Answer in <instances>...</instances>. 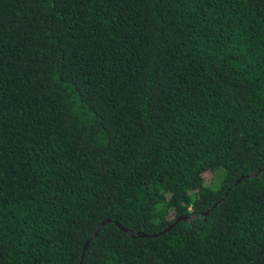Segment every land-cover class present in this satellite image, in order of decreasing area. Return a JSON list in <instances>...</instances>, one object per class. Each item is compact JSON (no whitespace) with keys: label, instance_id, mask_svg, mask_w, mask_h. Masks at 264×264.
I'll use <instances>...</instances> for the list:
<instances>
[{"label":"trees","instance_id":"16d2710c","mask_svg":"<svg viewBox=\"0 0 264 264\" xmlns=\"http://www.w3.org/2000/svg\"><path fill=\"white\" fill-rule=\"evenodd\" d=\"M88 241L264 264V0H0V264Z\"/></svg>","mask_w":264,"mask_h":264},{"label":"water","instance_id":"95a60500","mask_svg":"<svg viewBox=\"0 0 264 264\" xmlns=\"http://www.w3.org/2000/svg\"><path fill=\"white\" fill-rule=\"evenodd\" d=\"M261 172H262V170L256 171L255 173H253V176H254V175H258V174H260ZM242 178H243V177H241V178L237 181V183H239V182L241 181ZM215 206H216V204L214 205V207H215ZM208 213H209V211L206 212V214H208ZM110 221H111L110 218L104 220V221L102 222V224L99 225L97 231L94 233V235L91 237V239L95 238V237L98 235L99 231L101 230L102 226L105 225L106 223L110 222ZM177 221H178V220H177ZM117 224L120 226V228H122L123 230H125V231H127V232H129L130 234L133 235V231H131V230H129V229L123 227V226H122L120 223H118V222H117ZM170 227H171V226H170ZM170 227H169V228H170ZM169 228H168V229H169ZM138 235H139V236H148V237H151V236H152L151 234H146V233H143V232H139ZM156 235H157V234H156ZM89 241H90V240H89ZM89 241H88V242L85 244V246H84L83 257H82L81 264H83V260H84V257H85V255H86V250H87V246H88V244H89Z\"/></svg>","mask_w":264,"mask_h":264}]
</instances>
